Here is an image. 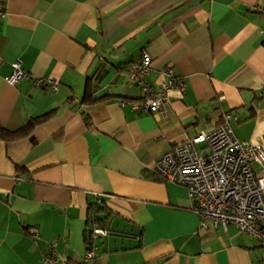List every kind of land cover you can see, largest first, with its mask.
I'll return each mask as SVG.
<instances>
[{
    "label": "crops",
    "instance_id": "0c3cea01",
    "mask_svg": "<svg viewBox=\"0 0 264 264\" xmlns=\"http://www.w3.org/2000/svg\"><path fill=\"white\" fill-rule=\"evenodd\" d=\"M264 0H0V264L80 262L91 204L110 234L89 264H264V246L229 224L200 227L187 190L156 159L222 124L264 149ZM147 52L158 90L185 83L157 111H135L125 72ZM58 88L7 81L13 63ZM125 101L122 105L121 102ZM98 198V201H96ZM37 232V237L31 231Z\"/></svg>",
    "mask_w": 264,
    "mask_h": 264
},
{
    "label": "built area",
    "instance_id": "2783aa9c",
    "mask_svg": "<svg viewBox=\"0 0 264 264\" xmlns=\"http://www.w3.org/2000/svg\"><path fill=\"white\" fill-rule=\"evenodd\" d=\"M253 9L264 14V3ZM151 61L150 54L143 52L125 72L127 81L140 88V100L131 103L135 111L155 112L167 102L170 91L185 90L186 85L176 76L174 68L167 66L163 69L165 79L158 90L153 91L145 78ZM23 78L36 85H49L53 90L58 88L53 79L33 77L21 68L19 61H15L7 81L17 85ZM223 116L222 124L214 130L201 132L160 155L154 170L164 181L187 190L202 229H207L208 221L224 230L233 224L239 232L252 236L264 246V149L261 143L239 140L230 125V119L237 118L230 112ZM31 234L37 237L36 231L32 230ZM109 234L91 210L86 221L87 247L81 261L59 262L58 255L52 251L43 253L41 260L44 264H89L95 255L94 241Z\"/></svg>",
    "mask_w": 264,
    "mask_h": 264
},
{
    "label": "trees",
    "instance_id": "16d2710c",
    "mask_svg": "<svg viewBox=\"0 0 264 264\" xmlns=\"http://www.w3.org/2000/svg\"><path fill=\"white\" fill-rule=\"evenodd\" d=\"M45 116L29 119L22 127L16 130H7L0 126V137L3 139H14L24 135L29 134L31 129L36 125V123L43 120ZM90 210H93L96 214L97 221L102 227H106L107 219L109 218L105 207L102 204H91ZM85 241L87 242V235L85 236Z\"/></svg>",
    "mask_w": 264,
    "mask_h": 264
}]
</instances>
